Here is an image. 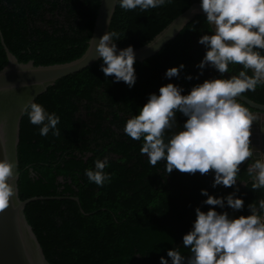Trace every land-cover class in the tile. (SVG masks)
I'll use <instances>...</instances> for the list:
<instances>
[{
    "label": "trees",
    "instance_id": "trees-1",
    "mask_svg": "<svg viewBox=\"0 0 264 264\" xmlns=\"http://www.w3.org/2000/svg\"><path fill=\"white\" fill-rule=\"evenodd\" d=\"M193 3L200 0H171L144 12L124 10L118 3L109 30L120 34L115 43L121 48H139ZM100 4L101 0H0V31L20 64H69L86 53ZM204 34H211V27L204 16H198L159 54L135 62L137 79L131 88L105 77L102 59L49 87L34 102L60 117L59 137L51 131L41 136L40 126L23 115L17 145L18 195L21 200L51 198L24 208L51 264H160V257L171 264L168 250L190 254L182 238L192 229L195 209L206 212L210 207L203 204L207 197L201 189L215 197L238 189L235 195L244 201L242 210L235 213L227 205L215 208L233 218L250 215L248 205L258 206L264 199V189H251L247 165L233 188H213L212 173L189 175L173 170L167 175L166 162L151 166L140 153L143 141H134L123 131L127 119L138 114L150 93L158 95L160 86L173 83L187 94L206 79L228 78L243 70L229 65V72L221 77L206 66L200 74L195 66L206 49L197 41ZM180 64L185 68L179 78H165L166 69ZM7 65L0 36V72ZM188 75L193 79H185ZM244 97L264 105V85ZM176 120L174 131L182 128L186 117L177 113ZM171 134L166 133V140ZM105 156L109 158L105 171L112 179L97 186L89 182L85 170L94 169L95 160Z\"/></svg>",
    "mask_w": 264,
    "mask_h": 264
},
{
    "label": "clouds",
    "instance_id": "clouds-1",
    "mask_svg": "<svg viewBox=\"0 0 264 264\" xmlns=\"http://www.w3.org/2000/svg\"><path fill=\"white\" fill-rule=\"evenodd\" d=\"M117 2L124 10L144 12L171 0H114V4ZM200 10L207 24L214 26L211 34L201 35L197 41L206 49L195 66L201 70L200 74L206 66L221 77L229 72V65H239L243 70L228 78L206 79L187 94H182L184 89L173 83L160 86L159 94L150 93L138 114L127 119L123 131L132 140L143 141L140 153L151 166L166 162L167 175L173 170L189 175L212 173L213 188L219 185L233 188L240 166L246 163L252 178L251 189H264V152L254 156L258 150H254L251 140L252 125L259 117L238 102L246 92H255L258 85H264V0H200ZM192 11L195 14L196 10ZM119 39V33L105 32L95 43V58L102 59L105 77H113L114 82H123L131 88L137 79L136 54L131 45L118 50L115 41ZM184 68L180 64L166 69L165 78H179ZM185 79L193 77L188 75ZM21 113L27 114L31 124L40 126L41 136L50 131L53 136L61 135L57 127L60 117L47 112L42 105L30 99L22 105ZM177 113L186 120L182 128L174 131L178 126ZM169 132L172 134L166 140ZM108 166L107 156L95 160L94 169L85 170L89 182L97 186L110 183L112 174L105 171ZM16 175L15 162L0 159V213L10 207L17 195ZM236 191L215 197L201 189V195L207 197L203 204L210 207L206 212L199 207L195 209L192 229L182 238L183 247L190 254L168 250L171 264H264V199L258 201V206L250 203L247 216L233 218L226 211L215 210L225 205L234 211L242 210L244 201L236 197ZM160 264L169 261L160 257Z\"/></svg>",
    "mask_w": 264,
    "mask_h": 264
},
{
    "label": "water",
    "instance_id": "water-1",
    "mask_svg": "<svg viewBox=\"0 0 264 264\" xmlns=\"http://www.w3.org/2000/svg\"><path fill=\"white\" fill-rule=\"evenodd\" d=\"M117 4L118 2L114 4V0H101L91 37L93 43L91 44L90 39L84 56L69 64L50 67H34L32 62L26 65L20 64L7 48L0 31L8 60V65L0 72V159L7 158L15 162L17 173L15 180L17 195L13 198L10 207L0 213V264H51L24 215V208L28 203L51 198L32 197L21 200L18 195L17 145L20 123L24 115L21 113V107L30 99L34 102L38 96L47 92L48 88L58 81L83 72L101 60L95 58L97 56L95 43L105 32L110 31ZM113 7L114 10L111 11ZM193 9L196 10L195 14H193ZM198 16L206 18L200 10V3H193L152 40L139 48H134L136 62H143L159 54ZM210 27L214 30V26L210 25ZM150 44H153L152 47H147ZM116 45L118 50L123 49L118 44ZM239 100L243 101L259 117L251 129L252 147L258 150L254 151V156H258L259 152H264V105L257 104L244 96ZM246 165V163L242 164L240 171ZM223 189L225 191L224 186ZM72 200L80 203L79 198H72Z\"/></svg>",
    "mask_w": 264,
    "mask_h": 264
},
{
    "label": "crops",
    "instance_id": "crops-1",
    "mask_svg": "<svg viewBox=\"0 0 264 264\" xmlns=\"http://www.w3.org/2000/svg\"><path fill=\"white\" fill-rule=\"evenodd\" d=\"M254 113V111H252Z\"/></svg>",
    "mask_w": 264,
    "mask_h": 264
}]
</instances>
